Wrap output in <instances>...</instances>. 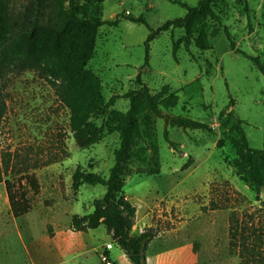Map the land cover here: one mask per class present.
Returning a JSON list of instances; mask_svg holds the SVG:
<instances>
[{
  "label": "rangeland",
  "instance_id": "374dc122",
  "mask_svg": "<svg viewBox=\"0 0 264 264\" xmlns=\"http://www.w3.org/2000/svg\"><path fill=\"white\" fill-rule=\"evenodd\" d=\"M28 1L9 0L16 10ZM179 2L195 7L200 0H74L86 17L110 20L131 13L144 16L153 29L187 15ZM149 26L121 18L117 26L99 30L88 68L101 78L106 101L120 98L94 118L104 132L89 148L78 146L70 110L37 71L0 80L7 105L0 122L4 179L32 204V211L15 218L10 208L2 211L0 195V264H104L108 243L114 264H132L105 225L87 231L73 227V216L91 214L94 201L107 192L101 184H83L76 191L73 175L78 167L110 175L121 146L120 118L130 108L124 95L140 88L139 74L153 95L160 101L169 97L170 104L159 105L160 116L150 110L141 114L144 140L126 168L124 192L138 209L133 233L152 227L158 234L148 249L150 264H240L244 246L255 252L264 248V191L258 201L232 164L238 119L244 121L250 146L264 148V73L245 56L264 64V0H215L209 15L193 20L190 44L185 28L162 32L151 42L147 62ZM215 29H220L217 36ZM198 37L212 49L198 48ZM185 119L208 128L187 126L181 122ZM220 140L225 141L221 147ZM158 168L159 174L148 175ZM230 220L238 229L235 240Z\"/></svg>",
  "mask_w": 264,
  "mask_h": 264
},
{
  "label": "trees",
  "instance_id": "16d2710c",
  "mask_svg": "<svg viewBox=\"0 0 264 264\" xmlns=\"http://www.w3.org/2000/svg\"><path fill=\"white\" fill-rule=\"evenodd\" d=\"M68 1L69 7L66 6ZM104 1L88 0L90 4H100ZM214 2L215 0H200L195 7L179 2L188 9L187 15L169 20L158 29H153L144 16L136 17L131 13H123L110 20L86 17L82 15L74 0H29L20 10L14 9L9 0H0V80L14 73L37 71L49 81L56 95L70 110V126L78 146L89 148L100 142L104 132L103 127L97 125L94 118L104 115L120 98L119 95H114L106 101L102 93L101 78L88 68L89 62L96 53L100 28L104 25L117 26L121 18L149 26L151 34L146 43L148 62L150 44L162 32L173 28H185L186 41L190 44L193 38V20L196 17L209 15ZM219 33L220 29H215L213 36ZM195 44L202 50L212 49V45L201 37L195 39ZM245 56L264 73V64L259 57L246 53ZM136 83L140 88L124 95L130 99V108L120 118L118 130L121 146L115 152L116 162L110 175L105 177L81 167H78L73 175L74 190L78 191L83 184H101L107 187V192L103 198L94 201L95 209L91 214L74 215L72 225L78 231H87L105 225L113 240L132 264H149L148 248L158 234L153 228H148L140 234L133 233L137 206L124 192L126 168L132 161L134 148L144 140L139 122L141 114L150 110L156 116H160L159 105L170 106V104L167 100L169 97L160 101L151 93L141 74L137 76ZM170 99L174 104L177 103V96ZM6 107L0 89V122ZM181 122L193 128H208L205 123L191 119ZM243 124L244 121L238 119L233 126L239 136L233 141L237 156L232 164L235 174L253 188L256 199L260 201L264 191V148L256 150L250 146ZM224 142L220 140L218 146H223ZM170 145L176 147L171 141ZM151 146L157 154L156 143L152 142ZM190 162L191 160L184 167L190 166ZM159 173L158 168L148 175ZM4 175L5 168L0 161V183L6 184L12 214L15 218L28 214L32 211L29 198L24 192L18 193L11 181L4 179ZM31 182L38 191L39 185L36 179L32 178ZM234 226L233 220H230L232 240H235L238 232L237 227ZM258 239L261 241L259 246L262 247L261 235ZM248 246H244V253L240 254V264H264V248L255 252Z\"/></svg>",
  "mask_w": 264,
  "mask_h": 264
},
{
  "label": "crops",
  "instance_id": "0c3cea01",
  "mask_svg": "<svg viewBox=\"0 0 264 264\" xmlns=\"http://www.w3.org/2000/svg\"><path fill=\"white\" fill-rule=\"evenodd\" d=\"M0 195H1V197H2V200H3V203H4V208H2V211L3 210H5V209H7V208H10V203H9V198H8V193H7V189H6V184H5V182H1L0 183ZM137 212H138V209H137ZM147 219H145V221H146ZM150 226H152V225H150ZM134 227H135V225H134ZM133 227V228H134ZM229 227H230V223H229ZM149 228H152V227H149ZM144 230H141L138 234H140V233H142ZM157 237H158V235H157ZM156 237V238H157ZM155 238V239H156ZM154 239V240H155ZM153 240V241H154ZM152 241V242H153ZM151 242V243H152ZM109 244V243H108ZM150 246H151V244H150ZM149 246V247H150ZM113 249V248H112ZM149 249V248H148ZM125 254V253H124ZM126 255V254H125ZM147 255H148V252H147ZM162 255H165V256H171V254H168V253H163ZM162 255H160V256H162ZM130 261V260H129ZM148 263L150 264V260H149V258H148Z\"/></svg>",
  "mask_w": 264,
  "mask_h": 264
},
{
  "label": "built area",
  "instance_id": "2783aa9c",
  "mask_svg": "<svg viewBox=\"0 0 264 264\" xmlns=\"http://www.w3.org/2000/svg\"><path fill=\"white\" fill-rule=\"evenodd\" d=\"M113 248V245L111 243L106 245L105 251L101 255V259L104 264H114L113 260L111 258V249Z\"/></svg>",
  "mask_w": 264,
  "mask_h": 264
}]
</instances>
